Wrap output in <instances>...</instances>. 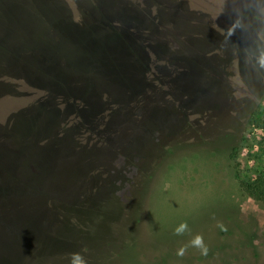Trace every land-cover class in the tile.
<instances>
[{"label":"rangeland","instance_id":"1","mask_svg":"<svg viewBox=\"0 0 264 264\" xmlns=\"http://www.w3.org/2000/svg\"><path fill=\"white\" fill-rule=\"evenodd\" d=\"M108 3L114 1L0 0V37L9 35L10 28L17 37L25 36L30 26L29 33L37 40L50 31L51 22L61 29L63 19L74 29L100 24L119 38L121 32L109 19L115 11ZM13 6L15 13L9 9ZM226 17L190 28L185 42L175 44L194 56L214 51L225 63L205 71L209 78L201 94L205 103L191 115L184 106L192 90L183 84L166 88L162 70L153 72L146 66L157 84L158 99L148 92L137 111L120 94L123 87L92 72L70 70L78 79L89 80L90 87L96 86L101 105L130 110L131 125L115 131V139H103L89 129L92 115L78 122V130L88 131H60L69 127L49 110L39 113L36 104L34 109L27 98L20 100L30 106L26 113H39L48 129L18 131L25 135L22 139L13 131H0V185H9L18 196L10 199L11 204L0 200V263L12 259L16 264H71L72 254L80 253L87 264H264V200L252 199L243 188L264 181V68L257 62L264 51V0L249 2ZM49 36L51 31L44 35ZM65 41L58 52L72 54L76 66L90 68L88 58L97 63L111 57L102 50L86 56L85 41H70L71 45ZM30 46L31 42L25 45ZM218 46L228 48L229 56L222 48L217 52ZM250 46L254 54L246 52ZM13 56L5 55L0 62L1 100L12 102L38 93L55 100L67 95L62 72L56 77L29 66H22L18 75L5 70L3 64ZM177 68L176 72H185L186 63L178 62ZM199 77L193 72V80ZM19 79L24 90L15 83ZM152 105L161 109L158 123L150 121ZM4 123L0 118V128ZM29 135L43 142L28 139ZM137 142L142 143L131 147ZM183 224L187 228L177 234ZM47 230L50 233L43 238ZM198 236L206 254L193 245Z\"/></svg>","mask_w":264,"mask_h":264},{"label":"water","instance_id":"2","mask_svg":"<svg viewBox=\"0 0 264 264\" xmlns=\"http://www.w3.org/2000/svg\"><path fill=\"white\" fill-rule=\"evenodd\" d=\"M113 1L114 3H108L106 5L115 11L114 16L110 15L109 19L117 27V30L121 32L122 36L119 38H113L112 36L115 32H109L105 26L103 27L100 24L90 25L88 28L81 27L80 29H74L72 22L67 24L63 19L60 21L62 22L60 23L61 29L55 25L50 30L51 36L49 37L40 36L35 40V34L31 35L29 33L32 32V27L30 26H26L25 36L23 35L22 38L14 35L11 28L9 35L3 34V40L0 37V41L5 48L25 59L27 62L34 64L44 72L53 74L56 77L58 74L61 75L60 72H62L63 76L61 75V77L65 82L71 100L67 98V95H57L56 100L63 106L62 110L67 106L73 107V117L71 119L67 117L69 123L74 124L75 127H79L78 122L80 119L83 121L84 116L92 115L94 122L90 125L91 127L89 129L103 139H115V131H121L127 124L131 125V118L128 115L130 110H126L124 107L122 108L123 105H101L96 86L90 87L89 80H80L75 77L73 75L74 72L70 73L71 69L73 71L80 70L85 73L88 72V74L92 72L96 76L123 87L124 90L120 94H124V97L127 96L134 111L142 107L143 103L140 102L143 100L141 97L148 92L154 97V101L158 99L157 84L156 86L153 84L155 80L149 77L148 70L144 65H147L153 72L162 70V80L166 88L169 89L173 84H183L182 88L192 90L193 94L184 106L187 114L191 115L196 108H199L205 103V98L201 95L204 84L209 81L205 71L209 70L212 65L216 66V68L219 67L220 61L218 60L217 53H213L212 51L206 52V54H200L201 56H194L192 54L182 53L181 49H179L180 46L177 47L175 44L185 42L183 40L185 32L190 30V28L203 25L200 24L203 22L207 24L219 22L224 15H232L234 9L243 7L249 2H254L255 4L259 0H192L191 2L183 0ZM196 2L198 5H196ZM9 9L14 13L17 11L15 6ZM208 11H215L217 15L214 12L208 14ZM107 16L109 17V14ZM261 31L262 33L264 32V26ZM65 40H69L70 45L79 40L85 41L84 53L86 56L89 53L96 54L102 50L103 53L111 57H104L102 61H97V63H91L93 60H90L89 63L88 58L90 68L76 66L71 63L72 54L67 55L58 52V49L66 43ZM30 42L32 46L25 47ZM251 47L254 48V46ZM29 48L30 50H28ZM217 48H222V46H218ZM135 54L140 58L135 59ZM4 57L5 54L0 51V62ZM162 57H165V59L161 60ZM195 59L199 60L196 61ZM180 61L186 63L187 70L185 72H176L178 69L177 64ZM159 66L162 67L159 68ZM193 72L199 74L200 77L198 80H193ZM183 74H185L187 79H183ZM55 88L57 89V87ZM194 91H197L200 96H197V92L194 93ZM25 96L27 99L31 98L32 100H30L37 106H46L49 100L48 97L41 93ZM52 96L50 95L49 97L53 98ZM192 103L196 107H193ZM10 106L9 100L0 99L1 119L9 117ZM160 111L161 109L158 105L151 106L149 109L151 122L158 123L157 120L160 117ZM2 112L5 113L4 117L1 116ZM122 114H127V118L124 119ZM131 129L135 131V127ZM64 138L66 136L63 134ZM135 138H137L136 135ZM28 139L43 142L37 139L35 135H29ZM51 143L55 145L57 138ZM140 143L142 142H137L136 145H132L131 147H137ZM9 151L7 150V152ZM4 160L8 161V159ZM7 186L8 188H5L0 185V191L4 190L7 193L3 197L1 191L0 200L3 198L8 199L11 204L10 199H17L18 196L11 192L12 188L9 185ZM14 214H16L15 211ZM2 223L10 224L4 221ZM10 225H12L11 227H15L13 224Z\"/></svg>","mask_w":264,"mask_h":264},{"label":"flooded vegetation","instance_id":"3","mask_svg":"<svg viewBox=\"0 0 264 264\" xmlns=\"http://www.w3.org/2000/svg\"><path fill=\"white\" fill-rule=\"evenodd\" d=\"M196 5H198L197 2H196ZM60 14L62 16H64V14H62V13H60ZM227 17H229V16H227ZM50 24L52 25V28H53V26L56 25L53 22H51ZM261 34H262V37H263V33L262 32H261ZM21 38H22V36H21ZM262 44L264 46V42ZM0 45H2L3 48H5L3 44H0ZM23 48H25V47H23ZM220 49L221 48H217V52H219ZM245 49H246V52H248L250 54H254V50H253V48L251 46L250 47H247ZM263 49H264V47H263ZM28 50H30V48ZM0 51L3 52V54L7 55L8 57L15 55V56H13V58L10 57V58H12L11 60L9 58V63L8 64H3L5 66V68H6L5 70L14 72L13 75H18V73L20 74L19 71L21 70V67L22 66L23 67H25V66L34 67L37 71H40V72L43 71L40 68H38L37 66H35L34 64H32L30 62H27L25 59H24L25 62H27L28 64L25 63L24 61L20 60L18 58L20 56L14 54L13 52H11L7 48H5V51L6 52L3 51V50H1V49H0ZM226 51H227V54H228V48H227V50L226 49H223V48L221 49V52H226ZM212 52L213 53H216L214 51H212ZM233 54H235V53H233ZM227 56H229V54ZM15 57H17V58H15ZM15 63H19V65L18 64L15 65ZM228 63H230L231 65H233L236 62L235 63L234 62L232 63V61L229 60ZM0 64H2V63H0ZM224 64L225 63H220V67H222V65H224ZM144 66H146L149 71L151 70L147 65H144ZM214 67H216V66H214ZM16 82L18 83V88L20 90H24L23 89L24 88L23 87V84H25L24 81H22V79H19L18 81L15 80V83ZM33 83H36V82L33 81ZM24 97L27 98L26 96H23L22 98L17 99L16 101H12L11 102L9 100V102L11 104L10 109H9V117L4 118V120L6 121V123H4V126L2 125L3 127L0 128V131H13V132L15 131L13 134L18 135V137L20 139L24 138L25 135H19L21 133H18V131H47V129H48V126H46V121L45 120H41V118L39 117L40 114L37 116V113H35V115H31V114H27L26 113V108L27 107H30V106H26L24 104H20V100L23 99ZM67 98L71 100V96H70V94H69L68 91H67ZM30 99H28L26 102H28L32 106V108L35 109V107H34L35 104L31 101L32 99L31 100ZM42 108H44L45 110L47 109L46 111L49 110L50 113L53 114V116L55 117V119H60L66 127H69L70 128L69 129V128L62 127V130H60V131H88L87 129L78 130V127H75L74 124H70L67 117H69V119H71V117H73V112H74L73 111V107L67 106L66 108H64V110H62L63 109V106H61V103L58 102V100H55V98L49 99L48 100V103H46V107H42V106L38 107L36 105V109H37V111L39 113H41ZM17 111H20L21 113H23V116L22 117H19V118H16L15 113H17ZM1 116L4 117L5 116V113L2 112L1 113ZM17 120H20L21 121V123H19V126H18V121ZM54 131H59V130L56 129Z\"/></svg>","mask_w":264,"mask_h":264},{"label":"trees","instance_id":"4","mask_svg":"<svg viewBox=\"0 0 264 264\" xmlns=\"http://www.w3.org/2000/svg\"><path fill=\"white\" fill-rule=\"evenodd\" d=\"M50 26L48 27L49 30H52V25L49 24ZM50 31H46L45 33H43V36L48 33ZM0 49L5 51V48L2 47V45H0ZM6 52V51H5ZM244 190L245 192H247V194L249 195V197H251L252 199L256 200V201H261V200H264V181L261 182V181H255V182H252L251 184H246L244 185ZM6 192L4 190H2V196L5 197L6 196ZM15 194V193H14ZM25 197V196H24ZM6 200V199H4ZM7 201V200H6ZM10 210L12 211V213L14 214V211H13V207L10 205ZM50 232L47 230L42 236L43 238L46 237V235H48ZM31 252V249L28 250ZM10 256L8 257H11V254H9ZM9 264H16L15 261H13L12 259L9 260ZM0 264H3V263H0Z\"/></svg>","mask_w":264,"mask_h":264},{"label":"clouds","instance_id":"5","mask_svg":"<svg viewBox=\"0 0 264 264\" xmlns=\"http://www.w3.org/2000/svg\"><path fill=\"white\" fill-rule=\"evenodd\" d=\"M257 62L261 68H264V51L260 52V55L257 58ZM186 228V224L181 225V227L177 229V234H180ZM193 245L196 247H200L202 250V254H206L207 249L203 246V240L201 237H196V239L193 241ZM71 264H87V262L80 253H73Z\"/></svg>","mask_w":264,"mask_h":264}]
</instances>
